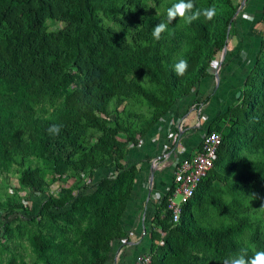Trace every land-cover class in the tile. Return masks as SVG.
<instances>
[{
	"label": "trees",
	"instance_id": "trees-1",
	"mask_svg": "<svg viewBox=\"0 0 264 264\" xmlns=\"http://www.w3.org/2000/svg\"><path fill=\"white\" fill-rule=\"evenodd\" d=\"M145 1L0 0V117L4 116L0 119V171L10 163L17 164L22 167L19 184L42 195L35 201L39 218H28L34 229L28 230L26 237L40 264H112L117 248L129 241L128 205L134 198L136 174L147 162L139 166L120 163L124 140L135 145L138 138L132 133L124 140L117 138L124 128L115 116L107 117L108 104L111 100L121 103L131 90L141 96L151 107L150 116L139 128V136L146 135L177 99L208 75L209 60L223 46L230 15L236 8L228 12L219 9L214 26L203 16L190 25L177 18L170 31L161 34L166 38L155 40L152 30L162 22L161 17L145 14ZM192 2L199 9L211 6L200 0ZM47 21L63 24L48 31ZM129 31L135 35L133 41L128 39ZM185 31L194 47L184 57L187 72L177 76L172 66L176 62L172 63L170 57L179 48ZM145 33L149 40L139 43ZM130 71L146 75L153 92L127 82L125 75ZM71 84L75 86L67 90ZM241 84L237 102L227 105L222 115L236 127L233 132L238 128L242 132L220 133L212 167L181 205L176 222L166 208L167 193L158 198L150 220L143 219L147 234L143 252L150 253L149 264H222L224 258L242 248L247 249L249 257L264 250V231L247 213L213 226L199 222L192 210L204 204L223 209L224 205L210 193L214 176L224 180L235 172L227 190L242 198L253 190L264 192V38L258 39L252 65ZM60 92L64 95L46 117L34 114L31 103L53 101ZM9 100L12 106L6 108ZM53 123L63 125L57 136L47 132ZM88 128L100 132L93 142L85 138ZM24 131L26 139L21 138ZM239 135L244 143L260 148V160L248 170L235 168L242 141ZM37 145L60 170L76 174L93 168L92 173L98 175L106 168L112 174L83 184L74 194L65 189L54 197L41 186L43 170L24 165L23 157ZM66 146L81 155L78 161L56 156V151ZM215 162L222 164L221 175L215 171L214 167H219ZM15 213L8 201L0 202V237L8 238L13 229L19 236L23 234L22 225L8 227V217L13 214L14 218ZM115 259L114 264L130 262L124 253ZM15 263L16 257L10 254L3 264Z\"/></svg>",
	"mask_w": 264,
	"mask_h": 264
},
{
	"label": "rangeland",
	"instance_id": "rangeland-1",
	"mask_svg": "<svg viewBox=\"0 0 264 264\" xmlns=\"http://www.w3.org/2000/svg\"><path fill=\"white\" fill-rule=\"evenodd\" d=\"M113 1L117 2L118 0H111V2ZM174 1L175 0H146L145 14H158L162 22H167V8L170 7ZM200 1L201 3L208 2L211 6H215L217 11L221 9V11L228 12L232 8H236L230 15L226 29V39L223 46L217 50L209 60L207 67L208 75L199 78L189 89V92L184 97L177 99L174 104L175 106L167 110L163 118L153 125L155 130L161 128L163 138L170 140L172 137L169 136V133L174 131L177 126L180 130V135L184 132L181 138L182 142L184 139L189 138L196 142L199 141L202 136V131L207 128L216 130L219 133L227 132L231 134L233 132L236 127L233 125L230 126L229 122L226 120V116L222 114L227 105L229 106L237 102L236 98L242 87L241 82L253 62L258 39L264 38V0ZM215 21L216 18L214 17L211 21L213 26ZM62 24L61 21H47V30L53 31L61 27ZM170 25L171 23L168 25V31H170ZM138 31L136 33H138ZM127 36L129 41L135 39V35L131 31L127 32ZM145 36V38L140 39L139 43H145L146 40H149V35H147V33H145ZM189 36V33L185 31L179 48L171 52L170 58L172 63L184 59L189 51L193 49V42ZM165 38L166 37L160 38V40H164ZM242 51L247 54L246 58H242ZM117 55L119 56L118 51ZM125 78L127 82L133 85H139L145 90H154L153 85L144 74L130 71L125 75ZM74 86L75 84L69 85L67 90H70ZM154 92L159 94L157 91ZM63 95L64 92H60L55 96L53 101L39 100L31 103L34 114L46 117L51 112L53 105L61 100ZM157 96L161 95L159 94ZM11 106L12 101H7L5 107L10 108ZM150 111L151 107L148 106L141 96L132 92V90L131 93L122 97L121 103H116L114 100L109 102L107 117H109V119H114L115 116L116 121L124 128L117 134V138L124 140L131 133L134 138H138L135 145L124 140V157L119 158L120 163L123 165L133 163L135 166H139L140 159H138V152L143 146L142 144H145L144 139L149 137V132L154 131L151 127L146 135L142 134L139 136V128L143 121L150 116ZM0 119L3 120L4 116L1 115ZM189 124L192 125L191 129L187 127ZM237 131L242 132L241 128H238ZM237 131L233 133L235 134ZM99 133L100 132L95 129L88 128L85 138L93 142ZM26 134L27 132L24 131L21 134V138L26 139ZM186 134H188L189 138H184ZM239 137L242 141L239 143V149L235 157V168L236 170H248L251 168L252 164L260 160V148H255L246 141L244 143L243 137L241 135H239ZM172 141L173 140H171V142ZM171 142H169V144H171ZM169 144H167V146ZM167 146L163 151L161 150L162 144H160V147H157L156 151H160L158 155L164 154L165 151L169 150ZM156 152H154L153 159H151L152 161L146 164L147 166H145V169L147 171L153 170L154 183L152 185V191L160 192L163 189V184L165 182L164 177L166 175L164 172L167 169L166 165L169 161L164 158V155L160 158H154L157 155ZM172 153V155H174L175 152ZM56 156L60 159L67 158L72 161H78L81 157V155L70 146L57 150ZM23 160L24 165L43 170L44 174L41 186L47 194L54 197L60 196L65 189H70L74 194L77 189L83 187V184L94 182L98 177L110 176V174H112L106 168L98 175L92 173L93 168L84 171L78 170L76 174L70 172L68 169L60 170V168L55 166V162L52 158L45 154L39 145L34 148L31 154L23 157ZM215 164L219 166L214 167L215 171L221 175L223 169L221 168L222 164L219 162H215ZM21 169L22 167H19L17 164L10 163L6 168L0 171V202L8 201L16 212L14 218H12L13 214L8 217V227L14 228L17 225H22V227H24V232L21 236L13 229L8 238H3V236L0 237V244L4 246L3 248L0 245V264H3L10 254L16 257L15 264H20L22 261L24 264H40L36 261L31 252L26 237L28 230L34 229L33 224L28 222V218L31 215H36V218H39V215H37L35 211V201L41 200L42 195L36 192L34 188L30 189L27 186L19 184L18 176ZM235 174V172H232L230 174L232 177L228 176L224 180H220V178L216 176L212 179L211 184L213 189L210 190V193L217 198L218 202L224 205L223 209L217 210L208 204L202 206L195 205L192 209L195 217L203 225L217 226L222 223L231 222L240 214L247 213L251 220L256 219V224L264 231V192L262 190H253L246 198L231 194L229 190H227V186L234 180ZM138 227L141 229V224H138ZM68 233H71L70 229ZM133 238L135 240L139 238L138 228H135V235H131L129 239ZM123 246L124 244L120 249ZM130 249L131 248H128V250ZM117 250H119V248H117ZM112 264L114 263L112 262Z\"/></svg>",
	"mask_w": 264,
	"mask_h": 264
},
{
	"label": "crops",
	"instance_id": "crops-1",
	"mask_svg": "<svg viewBox=\"0 0 264 264\" xmlns=\"http://www.w3.org/2000/svg\"><path fill=\"white\" fill-rule=\"evenodd\" d=\"M191 126L192 125L189 124L187 127L191 129ZM153 130L154 131L149 132V137H147V139H144L145 144H142L143 146L140 148L141 154H139V158H138L140 159V162H147V163L151 162L152 161L151 159H153L154 152L157 151V147H160V144H162L161 150L164 151L167 144H169V142H171L172 140V138L171 140L163 138V133L161 132V128H158L156 130L154 128ZM183 134L184 132L181 135H179V138L177 139L178 145L175 148L172 147V142H171L170 144L171 148H169V150L165 151L164 154H159V155L158 153L160 151H158L156 152L157 155L154 157V158L157 157L160 158L163 157L164 155L165 156L164 158L166 160L168 159L169 161L168 164L166 163L167 169L164 172V174H166L164 177L165 182L163 184V189L160 192L152 191V187H153L152 185L154 183L153 170L147 171L146 169H144V167L147 166L146 164L145 166L143 164L140 167L139 172L136 174L135 177L136 186L133 192L134 198L130 199L131 203L128 205L130 206V209L126 216L128 217L127 221L130 222V225L128 226L127 229V236H129V238L131 237V235L134 236L135 228H138L139 238L137 240L133 238V239H129V241L123 242L124 246L115 252L113 262H115L116 260L115 257L118 258L121 253H124L126 257L130 258V262H129L130 264L133 255L140 253L141 251L143 252V249L147 246V238H146L147 234H145L143 230L144 228L143 219H146L147 221L149 217H151V212L153 211L152 209L155 206L156 202L158 201V198L165 193L167 183L171 176L172 168L175 162L177 161V159L180 158V154L178 151L179 148L181 149L182 147L183 149H185V152L190 153L195 151V149L198 147L199 141L196 142L195 140L189 138L188 134H186L184 138H189V139H184L182 142L181 138ZM172 152H175L174 155H172L173 154ZM138 224H141V229H139ZM128 248L131 249L128 250Z\"/></svg>",
	"mask_w": 264,
	"mask_h": 264
},
{
	"label": "built area",
	"instance_id": "built-area-1",
	"mask_svg": "<svg viewBox=\"0 0 264 264\" xmlns=\"http://www.w3.org/2000/svg\"><path fill=\"white\" fill-rule=\"evenodd\" d=\"M180 130L178 126L169 133L172 137V147L178 144ZM221 136L216 130L204 129L199 140L198 147L193 152H185L179 148L180 158L175 162L170 179L166 186V208L169 210L171 219L176 222L180 208L195 191L200 179L212 167ZM150 254L147 252L135 255L131 264H149Z\"/></svg>",
	"mask_w": 264,
	"mask_h": 264
},
{
	"label": "clouds",
	"instance_id": "clouds-1",
	"mask_svg": "<svg viewBox=\"0 0 264 264\" xmlns=\"http://www.w3.org/2000/svg\"><path fill=\"white\" fill-rule=\"evenodd\" d=\"M217 15V8L209 6L203 9L196 8L192 0H176L170 7L167 8V22H159L153 27L152 37L155 40H160L161 34L168 31V25L173 20L180 18L186 25L192 24L201 16L206 20H212ZM246 53L241 52L242 58H246ZM188 70V62L185 59L178 60L173 65V71L177 76H183ZM63 125L53 123L47 128V132L51 136L60 134ZM222 264H264V250L256 251L251 257L248 256L247 249H240L238 252L230 254L223 259Z\"/></svg>",
	"mask_w": 264,
	"mask_h": 264
},
{
	"label": "water",
	"instance_id": "water-1",
	"mask_svg": "<svg viewBox=\"0 0 264 264\" xmlns=\"http://www.w3.org/2000/svg\"><path fill=\"white\" fill-rule=\"evenodd\" d=\"M150 171H152V170H150ZM150 181H151V179H150ZM150 184V183H149Z\"/></svg>",
	"mask_w": 264,
	"mask_h": 264
}]
</instances>
